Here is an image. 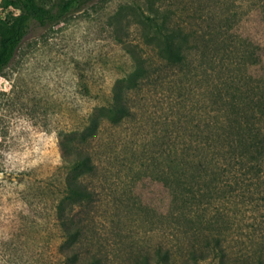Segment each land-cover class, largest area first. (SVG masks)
I'll return each mask as SVG.
<instances>
[{"label": "rangeland", "instance_id": "1", "mask_svg": "<svg viewBox=\"0 0 264 264\" xmlns=\"http://www.w3.org/2000/svg\"><path fill=\"white\" fill-rule=\"evenodd\" d=\"M230 1L94 0L55 24L32 23L0 72V264H32L36 249L56 254L61 232L47 182L60 163L63 133L88 137L96 164L88 176L90 229L108 246V264L128 263L127 249L174 238L173 219L155 213L168 196L156 179L189 173L205 151L219 103L209 88L210 68L196 51L180 63L163 59L160 37L145 17L156 7L171 21L203 27L208 12L218 17L227 5L241 11L246 3ZM18 11L0 0V18ZM132 51L151 62V73L127 89L129 111L112 120L106 107L113 86L134 68ZM98 117L103 120L89 135ZM248 199L219 205L233 215L230 235L242 249L263 227L253 222L260 214Z\"/></svg>", "mask_w": 264, "mask_h": 264}, {"label": "trees", "instance_id": "2", "mask_svg": "<svg viewBox=\"0 0 264 264\" xmlns=\"http://www.w3.org/2000/svg\"><path fill=\"white\" fill-rule=\"evenodd\" d=\"M92 1L11 0L19 11L0 18V72L32 23L55 24ZM245 2L241 11L227 5L218 17L208 12L203 27L171 21L170 14L156 7L153 15L145 17L146 24L160 37L157 50L163 59L180 63L196 51L202 64L210 68L209 75L213 76L209 88L219 108L212 116L205 151L189 173L157 175L168 196L163 198L159 212L152 209L159 219H173L168 228L174 238L153 248L127 249L128 263L121 264H201L204 260L214 264H264V0ZM131 54L134 68L113 86L106 107L112 120L129 111L127 89L151 73L152 65L146 57L133 51ZM102 120L91 119L89 135ZM87 138L78 140L73 133L58 137L60 163L50 169L47 190L61 241L55 255L36 249L32 264L109 262L108 246L100 237L95 239L90 229L94 197L88 176L96 164ZM231 197L255 201L250 208L260 217H254L253 222L263 225L244 249L236 247L230 235L233 215L219 207L223 199ZM215 202L218 204L212 208ZM146 206H142L143 211Z\"/></svg>", "mask_w": 264, "mask_h": 264}]
</instances>
